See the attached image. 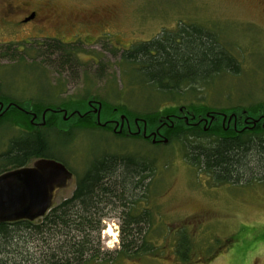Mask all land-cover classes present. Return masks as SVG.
I'll use <instances>...</instances> for the list:
<instances>
[{"label":"rangeland","instance_id":"rangeland-1","mask_svg":"<svg viewBox=\"0 0 264 264\" xmlns=\"http://www.w3.org/2000/svg\"><path fill=\"white\" fill-rule=\"evenodd\" d=\"M3 1L0 0V10L4 8ZM43 1L50 4L56 23L67 25L91 19L97 20V28L77 32L76 37L70 28L44 34L72 45L69 49L77 57L72 68H59L58 58L50 54L45 57L39 47L31 52L35 45L49 39L36 38L28 43L27 36L10 34L0 28L3 32L0 47L14 43L18 45V53L30 50L25 60L15 62L12 58L0 57V95L6 104L31 101L55 108L67 100L82 101L89 96L114 108L120 106L131 113L153 115L189 104L231 110L264 103V0ZM186 28L215 36L221 49L236 61L238 73L209 74L206 84H197L193 91L175 99L174 92H158L155 84L147 83L149 76L141 73L137 65L123 66L122 55L126 51L163 37L168 39ZM51 62L54 63L51 65ZM181 64L175 61L166 71L181 73ZM201 64L204 71L210 68L206 60ZM101 65L103 72L99 70ZM186 65L192 70L197 68L192 61ZM160 70L155 68L151 73L160 75ZM13 122L0 126V155L8 150L11 141L22 136L24 129ZM61 123L62 120L57 126ZM61 128L68 129L62 125ZM73 128L70 140H59L56 133L50 135V140L57 144L53 154L75 175L73 183L57 194L55 204L73 194L77 176L95 157L105 153L159 154L160 173L150 187L148 200L162 216L156 219L154 231L159 232L162 226L164 234L153 238L168 255L161 258L139 255L115 264H181L173 253L174 235L179 228L195 233L194 264H264V180L255 181L257 177H253L254 181L215 185L189 164L178 143L162 151L143 139H119L108 129L105 132L100 127L92 131ZM146 207L142 204L139 209ZM124 214L122 209H117L104 218L103 250H119L122 239L127 238L121 228ZM110 227L115 236L107 233Z\"/></svg>","mask_w":264,"mask_h":264},{"label":"trees","instance_id":"trees-1","mask_svg":"<svg viewBox=\"0 0 264 264\" xmlns=\"http://www.w3.org/2000/svg\"><path fill=\"white\" fill-rule=\"evenodd\" d=\"M35 46L32 53L39 47L45 57L49 54L50 57L56 56L59 68L76 66V53L69 49L70 44L46 40ZM29 52L24 49L18 53V45L14 43L0 47V57L12 58L15 62L25 60ZM205 60L210 64L207 71L201 69V63ZM175 61L182 63V72H167L166 69H170V64ZM190 61L196 63L197 68H188L186 64ZM122 63L123 66L137 65L141 73L149 76L147 83L155 84L158 92H174L175 99L183 96L182 93L193 91L197 84H206L209 74H237L239 71L236 61L221 49L215 36L194 28L181 29L168 39L163 37L126 51L122 55ZM155 68L161 69L160 75H152L151 70ZM99 70L103 72L102 65ZM99 78H102L101 74ZM92 100L102 104L100 122L106 126L98 124L96 115L88 113V102ZM67 101L55 108L31 101L15 103L19 106L31 103L30 111L36 113L37 122H45V126L36 128L31 123V117L15 109L0 118V126L15 121L16 126L19 124L24 129L22 136L11 141L8 150L0 155V175L31 166L41 159L61 162L53 154L57 144L50 140L51 133H56L59 140H65L73 137V127L75 131H92L100 127L105 132L108 129L119 139L135 141L142 140V136L131 135L129 131H137L146 125L148 132L157 130L168 140L167 144H153L150 137V145L164 151L178 143L189 164L198 168L199 173L209 177L215 185L254 181L253 177H257L255 181L264 180V103L231 110L189 104L167 108L153 115H140L128 112L124 107L114 108L103 100L89 96L82 101ZM56 108L71 112L78 110L81 117L76 119L73 126H69L58 113H49V110ZM45 112L47 116L43 121ZM238 113L241 119H247L248 127L241 125L234 128L223 124L227 117H235ZM123 115L127 122L123 132L114 133L113 123L107 122L110 119L119 122ZM209 115H214L212 123ZM61 120L62 126H69L67 130H63L61 125L57 126ZM137 120H140L139 124H136ZM158 161L159 154L143 152L105 153L95 157L77 176L73 194L54 204L45 217L35 222L0 224V264H115L124 258L136 259L139 255L164 257V247L153 238L164 234L162 226L159 232L154 231L156 219L162 216L148 200L150 187L160 173ZM142 204L147 207L140 210ZM117 209L125 212L121 217V228L122 235L127 238L122 239L119 250L109 252L101 247L102 222L108 213ZM174 236L175 257L181 264H194L195 233L187 228H179Z\"/></svg>","mask_w":264,"mask_h":264},{"label":"flooded vegetation","instance_id":"flooded-vegetation-1","mask_svg":"<svg viewBox=\"0 0 264 264\" xmlns=\"http://www.w3.org/2000/svg\"><path fill=\"white\" fill-rule=\"evenodd\" d=\"M4 8L0 10V28L2 31L9 32L10 34H20L27 36L26 42L30 43L32 40H36V38L49 39L54 40L56 37H50L44 34H48L50 32H63L64 29L70 28L71 30H74L76 37L80 31H86L91 32L97 28L98 22L97 20H91V19H84L78 22L70 23L67 25L56 23L53 18V13L49 10V3L43 0H4L3 1ZM52 5V4H51ZM53 7V6H52ZM98 14L99 12H95ZM89 16V15H88ZM87 16V17H88ZM3 33V32H0ZM42 34V35H41ZM59 38V37H58ZM62 39V38H61ZM79 43V42H78ZM70 44V43H68ZM3 96L0 95V118L4 117L11 111L12 109L17 110L18 112H21L29 117H31V123L37 127L39 126H45V122H37V114L30 111L32 109V104H24L23 106L16 105L15 102H8L7 104L2 101ZM100 102L96 100H92L88 102V113H93L96 115L97 119H101L102 115V104L101 108L99 107ZM30 108V109H29ZM51 113H58L60 116H62V119L64 122L69 125L73 126L75 124L76 119L78 117H81V112L78 110H74L73 112L67 111L65 109H51L49 110ZM12 112V111H11ZM117 114V111H115ZM242 114V113H241ZM243 113L242 115H244ZM43 118H46L47 114L46 112L42 115ZM125 115L120 116V118L124 119L123 121H117V120H108L107 123H113V126L115 127L114 133L121 134L123 132V128L125 123ZM242 116H240V113L235 114V117H227V119L223 120V124L227 125L228 127H234L238 128L241 125H245V127H248V121L247 119H241ZM44 121V119H43ZM140 120H137L136 124H139ZM214 121V120H213ZM212 123V121H211ZM99 124V123H98ZM102 126H106V124H101ZM112 125V124H109ZM129 125V124H127ZM69 126H67L69 128ZM130 128V127H129ZM144 133L147 137H144ZM157 134L156 142H162L161 140L164 139V135L159 132H148L146 125L143 128H139L137 131H129V134L131 135H141L142 139L145 141H148L150 138V135ZM152 137V136H151ZM153 138V137H152ZM70 171V170H69ZM71 172V171H70ZM74 175V174H73ZM75 177V176H74Z\"/></svg>","mask_w":264,"mask_h":264},{"label":"water","instance_id":"water-1","mask_svg":"<svg viewBox=\"0 0 264 264\" xmlns=\"http://www.w3.org/2000/svg\"><path fill=\"white\" fill-rule=\"evenodd\" d=\"M208 117L211 121L215 119L214 115ZM157 134L150 135L153 144L157 143ZM144 137H147L145 133ZM161 141L168 143L167 139ZM73 181V173L52 159H41L31 166L0 175V224L35 222L45 217L53 208L57 194Z\"/></svg>","mask_w":264,"mask_h":264},{"label":"bare ground","instance_id":"bare-ground-1","mask_svg":"<svg viewBox=\"0 0 264 264\" xmlns=\"http://www.w3.org/2000/svg\"><path fill=\"white\" fill-rule=\"evenodd\" d=\"M107 233L109 234V236H110V235L115 236V233L113 232V230H112L111 227L108 229Z\"/></svg>","mask_w":264,"mask_h":264}]
</instances>
